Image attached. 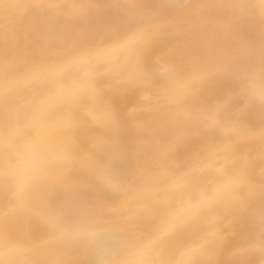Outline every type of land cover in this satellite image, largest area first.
Segmentation results:
<instances>
[{
    "label": "bare ground",
    "instance_id": "1",
    "mask_svg": "<svg viewBox=\"0 0 264 264\" xmlns=\"http://www.w3.org/2000/svg\"><path fill=\"white\" fill-rule=\"evenodd\" d=\"M264 0H0V264H264Z\"/></svg>",
    "mask_w": 264,
    "mask_h": 264
},
{
    "label": "snow or ice",
    "instance_id": "2",
    "mask_svg": "<svg viewBox=\"0 0 264 264\" xmlns=\"http://www.w3.org/2000/svg\"><path fill=\"white\" fill-rule=\"evenodd\" d=\"M261 99L262 101H264V91H262L261 93ZM261 229H262V233H264V220H262L261 222Z\"/></svg>",
    "mask_w": 264,
    "mask_h": 264
}]
</instances>
